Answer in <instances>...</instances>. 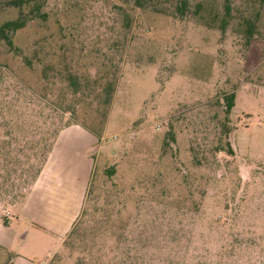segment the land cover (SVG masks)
Listing matches in <instances>:
<instances>
[{
    "label": "rangeland",
    "instance_id": "374dc122",
    "mask_svg": "<svg viewBox=\"0 0 264 264\" xmlns=\"http://www.w3.org/2000/svg\"><path fill=\"white\" fill-rule=\"evenodd\" d=\"M135 1L44 0L0 44V264H264V0ZM72 125L64 205L27 210Z\"/></svg>",
    "mask_w": 264,
    "mask_h": 264
},
{
    "label": "trees",
    "instance_id": "16d2710c",
    "mask_svg": "<svg viewBox=\"0 0 264 264\" xmlns=\"http://www.w3.org/2000/svg\"><path fill=\"white\" fill-rule=\"evenodd\" d=\"M43 1L44 0H6V1H4L3 8L17 9V10H19V14H18V17L16 19L10 20V21H5L2 24H0V44H3L4 46H6L9 51L17 52V48H15L14 44H13V36L15 35V33L17 31L23 29L29 22H31L35 19L46 17V15L44 13H41V4ZM135 2L137 4V7L140 6V3L138 2V0H136ZM222 2H223V6H224V15L228 16L230 14V9H231L230 0H222ZM24 6H30L29 12L24 13L22 11V8ZM176 10L180 16H183L186 12V3L184 1H181L180 4L178 5V7H176ZM222 26H224V25H221V27ZM248 29L250 30V27H248ZM72 85H74V84H72ZM104 92H105V99L103 102H104V105L107 107L111 104L112 95L114 92V85H112V84L106 85ZM234 99H235L234 94H229V95L224 96V108H225L224 109V113H225L224 120H225V122L223 125L224 134L228 133V131H229L228 115L230 114L231 110L234 107ZM61 130H59V132ZM59 132L57 133V136H58ZM51 149H52V147H51ZM51 149L49 150V154H50ZM216 151L217 152H224L228 156L234 155V151L232 150L229 143H226V149H224L223 147H219V148H217ZM49 154H48V156H49ZM40 172H41V169L38 171V174L34 178L32 186L35 183V181L37 180ZM135 262H137V261H135ZM9 263H10V260H9ZM122 264H128V263H126V261H125V262H122ZM129 264H131V263H129Z\"/></svg>",
    "mask_w": 264,
    "mask_h": 264
},
{
    "label": "crops",
    "instance_id": "0c3cea01",
    "mask_svg": "<svg viewBox=\"0 0 264 264\" xmlns=\"http://www.w3.org/2000/svg\"><path fill=\"white\" fill-rule=\"evenodd\" d=\"M85 133L89 134L90 132H88L87 130L77 125L66 127L59 132L54 142V145L52 146L50 154L47 158V162L45 163V166L43 167L41 173L39 174L37 180L31 187L27 196L25 197V202L23 205L24 206L32 205L31 208L26 207L27 210H32L35 206H38L40 203L42 204L45 200L46 201L55 200L59 202L63 201V200H59V196H60V193L58 192L59 187L57 183H54V181H56L55 179L59 177L58 174L55 173L53 169V166L55 165V156L58 153L57 148L63 137L66 138L68 142L67 136H71L72 134H75L76 136L83 139L85 136ZM51 179H54V180L50 182ZM60 203L64 205L65 202L63 201V203L62 202ZM77 218L78 216H76L74 219H71L69 224L66 225V228H65L66 234L64 236L65 238L68 235V233L71 231L73 226L75 225ZM65 238H62V240ZM9 264H17V263H16V260L14 259L13 261L11 260Z\"/></svg>",
    "mask_w": 264,
    "mask_h": 264
}]
</instances>
